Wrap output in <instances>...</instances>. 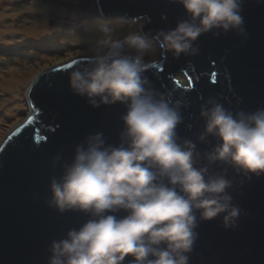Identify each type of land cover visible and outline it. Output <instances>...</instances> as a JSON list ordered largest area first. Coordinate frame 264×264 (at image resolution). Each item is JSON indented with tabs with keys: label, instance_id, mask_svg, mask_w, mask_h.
I'll list each match as a JSON object with an SVG mask.
<instances>
[{
	"label": "clouds",
	"instance_id": "1",
	"mask_svg": "<svg viewBox=\"0 0 264 264\" xmlns=\"http://www.w3.org/2000/svg\"><path fill=\"white\" fill-rule=\"evenodd\" d=\"M169 2L181 5L185 18L158 29L155 44L140 34L150 17L127 29L95 22L87 63L69 72V88L88 105L124 111L117 142L96 131L74 146L70 160L54 156L60 171L49 178L44 203L87 218L50 242L47 264H190L200 222L219 218L235 229L241 209L232 191L264 176V106L233 110L216 96L201 97L202 127L195 139L181 136L190 101L145 75L157 51L198 55L204 34L247 39L244 0Z\"/></svg>",
	"mask_w": 264,
	"mask_h": 264
},
{
	"label": "water",
	"instance_id": "2",
	"mask_svg": "<svg viewBox=\"0 0 264 264\" xmlns=\"http://www.w3.org/2000/svg\"><path fill=\"white\" fill-rule=\"evenodd\" d=\"M89 2L93 13L105 18L150 17L141 31L147 37L185 18L182 6L169 0ZM242 9L247 39L232 31L219 37L204 34L196 41L198 55L161 54L145 73L157 89L173 90L190 101L178 128L181 136L195 139L202 127L201 97L216 96L233 110L264 106V0H244ZM87 60L88 55L76 56L41 69L27 90L28 113L0 142V264H47L50 242L87 218L78 212L57 213L44 203L49 178L60 171L59 165L52 166L55 155L70 160L74 146L96 131L115 143L122 127V105L93 108L69 88V72ZM231 194L241 209L237 227L224 229L219 218L201 221L190 264H264V176L253 177Z\"/></svg>",
	"mask_w": 264,
	"mask_h": 264
},
{
	"label": "rangeland",
	"instance_id": "3",
	"mask_svg": "<svg viewBox=\"0 0 264 264\" xmlns=\"http://www.w3.org/2000/svg\"><path fill=\"white\" fill-rule=\"evenodd\" d=\"M64 4L61 0H0V142L28 113L27 90L41 69L88 55L95 22L127 29L136 27L138 20L143 19L91 14L84 11L92 8L89 0L69 1L66 6L70 9L63 8ZM76 11L80 15L73 23L66 15ZM142 36L155 44L152 37ZM160 58L157 51L156 60Z\"/></svg>",
	"mask_w": 264,
	"mask_h": 264
},
{
	"label": "bare ground",
	"instance_id": "4",
	"mask_svg": "<svg viewBox=\"0 0 264 264\" xmlns=\"http://www.w3.org/2000/svg\"><path fill=\"white\" fill-rule=\"evenodd\" d=\"M62 1V3H66V4H64V5H62L63 6V8H65V9H70V7L71 6H66V5H69V4H67V3H69V1H71V2H77V1H79V0H61ZM91 11H90V10ZM89 9H86V10H84V11H87V12H93V9L92 8H89ZM61 10V12H64V9H60ZM82 12V13H87V12ZM80 15V13H78V11H76L74 14H67L66 15V17H68L73 23H75L76 22V20H77V17Z\"/></svg>",
	"mask_w": 264,
	"mask_h": 264
},
{
	"label": "snow or ice",
	"instance_id": "5",
	"mask_svg": "<svg viewBox=\"0 0 264 264\" xmlns=\"http://www.w3.org/2000/svg\"><path fill=\"white\" fill-rule=\"evenodd\" d=\"M64 67L68 68L70 67L69 65H65ZM155 67V66H153ZM53 71H58V69H53ZM187 75V74H185ZM212 80H213V83L215 82V74L212 75ZM177 84H179V81H176ZM191 86V78L189 77V87ZM37 87H39V85H37ZM17 133L19 132V129L16 130Z\"/></svg>",
	"mask_w": 264,
	"mask_h": 264
}]
</instances>
